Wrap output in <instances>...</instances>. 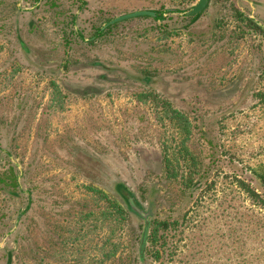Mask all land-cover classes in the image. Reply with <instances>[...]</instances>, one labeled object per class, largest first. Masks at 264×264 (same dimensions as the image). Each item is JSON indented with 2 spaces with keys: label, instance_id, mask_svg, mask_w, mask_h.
I'll return each instance as SVG.
<instances>
[{
  "label": "rangeland",
  "instance_id": "1",
  "mask_svg": "<svg viewBox=\"0 0 264 264\" xmlns=\"http://www.w3.org/2000/svg\"><path fill=\"white\" fill-rule=\"evenodd\" d=\"M199 1L0 0V264H264V0Z\"/></svg>",
  "mask_w": 264,
  "mask_h": 264
},
{
  "label": "trees",
  "instance_id": "2",
  "mask_svg": "<svg viewBox=\"0 0 264 264\" xmlns=\"http://www.w3.org/2000/svg\"><path fill=\"white\" fill-rule=\"evenodd\" d=\"M198 16L199 15H196L195 18H197ZM161 18H162V16L160 14H158L157 20H160ZM248 22H249L250 28L261 29V28H259V26L253 20H248ZM262 30L264 32L263 28H262ZM98 33H99V35L102 34V32H98ZM107 201L111 203V200L109 198L107 199ZM128 203H129V206H130V210L132 212H134V209L132 208V205H131L132 203L130 202V200L128 201ZM113 206H115V209L117 210V212L121 216V219L125 220L127 218V215H126V212H125L124 208L121 205L117 204V203H114ZM134 213L140 216V214H138L136 212H134ZM160 225L166 226V223L162 222ZM148 230H149V228H148V226H146V230L144 232L143 239H142V241L140 243V259L142 261L145 260L146 252L148 251V248H149V246L151 244V241H150L151 239L149 238V237H151V235L149 236V231ZM10 263H11V260H9L8 264H10Z\"/></svg>",
  "mask_w": 264,
  "mask_h": 264
},
{
  "label": "water",
  "instance_id": "3",
  "mask_svg": "<svg viewBox=\"0 0 264 264\" xmlns=\"http://www.w3.org/2000/svg\"><path fill=\"white\" fill-rule=\"evenodd\" d=\"M208 6V0H200L198 5L193 8V10L190 12L189 16H196L199 15L201 12H203ZM138 17H151L156 18L158 17V14L156 12L152 11H139L131 14H127L124 16H121L119 18H116L112 21H110L103 29L115 25L117 23H121L130 19L138 18ZM144 217L146 216L144 213L142 214Z\"/></svg>",
  "mask_w": 264,
  "mask_h": 264
}]
</instances>
